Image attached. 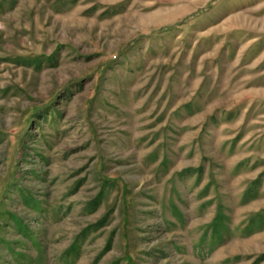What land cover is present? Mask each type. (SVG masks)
<instances>
[{"label":"rangeland","instance_id":"obj_1","mask_svg":"<svg viewBox=\"0 0 264 264\" xmlns=\"http://www.w3.org/2000/svg\"><path fill=\"white\" fill-rule=\"evenodd\" d=\"M0 264H264V0H0Z\"/></svg>","mask_w":264,"mask_h":264}]
</instances>
